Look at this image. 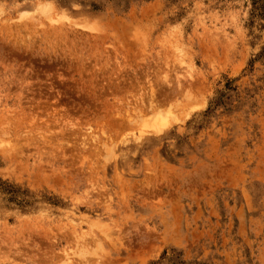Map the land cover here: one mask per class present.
Returning <instances> with one entry per match:
<instances>
[{"label":"rangeland","instance_id":"1","mask_svg":"<svg viewBox=\"0 0 264 264\" xmlns=\"http://www.w3.org/2000/svg\"><path fill=\"white\" fill-rule=\"evenodd\" d=\"M0 264H264V0H0Z\"/></svg>","mask_w":264,"mask_h":264}]
</instances>
